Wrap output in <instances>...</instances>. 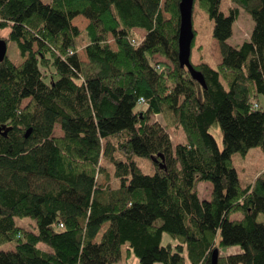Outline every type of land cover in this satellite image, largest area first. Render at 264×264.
I'll return each instance as SVG.
<instances>
[{
  "label": "trees",
  "instance_id": "trees-1",
  "mask_svg": "<svg viewBox=\"0 0 264 264\" xmlns=\"http://www.w3.org/2000/svg\"><path fill=\"white\" fill-rule=\"evenodd\" d=\"M221 1L193 0L191 51L198 9L220 54L212 66L190 52L202 87L178 61L180 0H0V39L24 58L0 62V244L14 245L0 264H114L123 246L140 264H210L214 248L217 264H264V169L243 187L232 162L264 151V0H229L228 14ZM238 10L254 24L231 45ZM168 128L186 141L173 145ZM198 181L212 183L210 199Z\"/></svg>",
  "mask_w": 264,
  "mask_h": 264
},
{
  "label": "rangeland",
  "instance_id": "rangeland-1",
  "mask_svg": "<svg viewBox=\"0 0 264 264\" xmlns=\"http://www.w3.org/2000/svg\"><path fill=\"white\" fill-rule=\"evenodd\" d=\"M44 3L50 2V0H42ZM235 7L229 0H222L219 9L225 14L229 13V8ZM167 18L168 15H165ZM87 20L85 17L79 15L73 19V24L78 26L79 29H83ZM253 20L251 17L243 12L242 10H238L236 13V19L232 25V34L227 40V42L231 45H237L242 43L244 40L248 39L249 34L253 27ZM194 26L197 31L194 46L191 51V61L193 63H197L200 60L206 61L210 63L212 66H215L220 61V54L217 45V41L212 36L213 30V21L208 18V15L198 9L194 10ZM0 33L6 35L7 30H2ZM133 37L137 42L142 40L144 36V30L142 29H134ZM113 35L109 34V42L110 45L114 48L113 43ZM7 56L10 61L15 64H19L24 59L16 46V44L12 41L7 42ZM79 56L82 60L85 59V53L82 48L79 49ZM156 61H161L160 57L155 58ZM259 101L264 104V96H258ZM146 109V106L142 104L137 105V109ZM149 120H159L161 118L154 114L149 115ZM172 144L175 145L177 143H183L186 141V136L181 128H168L167 129ZM213 138L215 139L217 146L219 149H222V131L220 125L213 126L209 129ZM61 130L58 126L54 129V134H61ZM233 166L236 169L237 177L241 186H247L251 184L257 174L264 169V151L260 147H251L247 150L245 154L235 153L232 155ZM138 166L142 169V171L146 174L153 173V167L151 165L150 158L142 157L137 158ZM195 191L198 193V196L201 199H210L212 183L209 181H198L194 186ZM242 216L241 212H234L230 215L231 219H237ZM258 220L264 222V216L262 214L258 215ZM14 221L17 225L26 227L32 231H36L35 221L29 217H15ZM167 236V235H164ZM40 247L45 248L46 245L39 244ZM14 248L13 243L0 244V250H11ZM125 246L122 249V259L115 262L114 264H140L137 257L130 253L126 254L124 250ZM241 251L240 247L237 245L227 246L221 249L222 254H230L237 253ZM160 264V263H157Z\"/></svg>",
  "mask_w": 264,
  "mask_h": 264
},
{
  "label": "water",
  "instance_id": "water-1",
  "mask_svg": "<svg viewBox=\"0 0 264 264\" xmlns=\"http://www.w3.org/2000/svg\"><path fill=\"white\" fill-rule=\"evenodd\" d=\"M179 30H178V61L180 66L186 67L191 77L196 80L202 87L205 82L201 72L196 70L190 63L191 42L194 36L192 31V9L193 0H180L179 5ZM7 50V43L0 39V62L3 61ZM9 127L0 125V134L6 135ZM29 130L25 134L27 136ZM219 251L214 248L210 255V264H217Z\"/></svg>",
  "mask_w": 264,
  "mask_h": 264
},
{
  "label": "built area",
  "instance_id": "built-area-1",
  "mask_svg": "<svg viewBox=\"0 0 264 264\" xmlns=\"http://www.w3.org/2000/svg\"><path fill=\"white\" fill-rule=\"evenodd\" d=\"M132 43H134V41H132ZM142 102H143V100H142V99H140V104H142Z\"/></svg>",
  "mask_w": 264,
  "mask_h": 264
},
{
  "label": "crops",
  "instance_id": "crops-1",
  "mask_svg": "<svg viewBox=\"0 0 264 264\" xmlns=\"http://www.w3.org/2000/svg\"><path fill=\"white\" fill-rule=\"evenodd\" d=\"M86 24H87V23H86ZM86 24H85V26H86ZM85 26H84V27H85Z\"/></svg>",
  "mask_w": 264,
  "mask_h": 264
}]
</instances>
